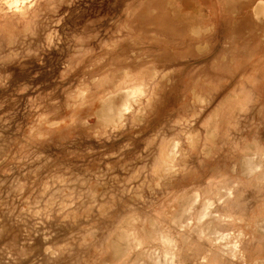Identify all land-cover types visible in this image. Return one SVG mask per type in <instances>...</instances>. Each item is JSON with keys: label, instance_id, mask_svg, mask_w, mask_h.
<instances>
[{"label": "rangeland", "instance_id": "obj_1", "mask_svg": "<svg viewBox=\"0 0 264 264\" xmlns=\"http://www.w3.org/2000/svg\"><path fill=\"white\" fill-rule=\"evenodd\" d=\"M11 1L0 264H264V0Z\"/></svg>", "mask_w": 264, "mask_h": 264}, {"label": "bare ground", "instance_id": "obj_2", "mask_svg": "<svg viewBox=\"0 0 264 264\" xmlns=\"http://www.w3.org/2000/svg\"><path fill=\"white\" fill-rule=\"evenodd\" d=\"M23 1V0H22ZM11 2H13V3H15L16 5H18L19 4V2H20V0H14V1H11ZM14 5V4H13ZM258 7H259V5H258ZM140 90V89H139ZM129 91V90H128ZM138 91V88L136 89L135 88V90L133 89L132 90V93H131V91H130V93L131 94H133V92H137ZM125 92H127V91H125ZM124 92V93H125ZM140 92V91H139ZM130 93L128 94H126L127 95V97H128V95H129V97L130 98H132L131 96H130ZM138 94V93H137ZM123 95V94H122ZM134 95H136V94H134ZM113 96V95H112ZM117 96V95H116ZM112 98V97H111ZM111 98H107V100L105 101V100H103V101H105L104 102V110H105V115H107L108 117H109V119L110 120H117V119H119V117L122 115V111H124L125 112V110H127V108H129L128 106H129V103H128V101L126 100V103H124L123 102V106L124 107H122L123 109H121V106L122 105H120V110L116 107V105H115V103H114V101H113V99H111ZM114 98V97H113ZM124 99V98H123ZM127 99H129V98H127ZM136 99V98H135ZM131 100V99H130ZM134 101V100H133ZM118 106V105H117ZM119 107V106H118ZM125 109V110H124ZM103 110V109H102ZM103 110V111H104ZM104 115V114H103ZM122 117V116H121ZM106 118V117H105ZM174 145V144H173ZM171 148H173V147H171ZM174 150V149H173ZM172 150V151H173ZM168 152H170V151H168ZM166 154V153H165ZM170 154H171V152H170ZM167 155V154H166ZM171 156H172V154H171ZM254 156H256V155H254ZM174 158V157H173ZM168 159V158H167ZM171 159V158H170ZM165 163V162H164ZM258 163V162H257ZM245 165H246V163H245ZM255 166H256V164H254V158H248V160H247V166H246V168H247V170H253L254 168H255ZM259 166V165H258ZM246 168H245V170H246ZM259 168V167H258ZM258 168H257V170H258ZM255 170H256V168H255ZM254 170V171H255ZM249 173V172H248ZM251 173V172H250ZM205 206L202 208L203 210L202 211H200V213H199V220L198 221H200V220H202L203 218H204V216L206 215V210H207V206H208V202L207 203H205L204 204ZM161 234V233H160ZM162 237V238H161ZM160 237V239H163V236H161ZM167 238H168V236H167ZM121 239V238H120ZM165 239V238H164ZM171 238L169 237V240H170ZM169 240L167 239V240H165V241H168L169 242ZM162 242V241H161ZM168 242H166L167 243V245L166 246H169L168 245ZM173 242V241H172ZM132 243V242H131ZM165 243V244H166ZM174 243V242H173ZM176 243V242H175ZM123 244V243H122ZM120 242H117V244H116V251L117 252H119V253H123L124 251H125V249H126V247L130 244L129 242L127 243V245H126V243H124L125 245H122ZM174 245V244H173ZM174 246H176V245H174ZM175 248V247H174ZM155 251V250H154ZM157 252V251H156ZM168 252V251H167ZM159 253V252H158ZM165 253V252H164ZM118 255V254H117ZM168 255H170V254H168ZM172 255V254H171ZM164 256H166V253L164 254ZM172 257V256H171ZM173 257H176V256H173ZM157 258H158V256H157ZM163 258V257H162ZM167 259V258H166ZM171 260V259H170ZM167 261V260H166ZM169 261V260H168ZM172 261V260H171ZM142 262V261H141ZM165 262V261H164ZM168 263H171V262H168ZM173 263V262H172ZM171 263V264H172ZM133 264V263H132ZM137 264H144V263H137ZM165 264H166V262H165ZM173 264H175V263H173Z\"/></svg>", "mask_w": 264, "mask_h": 264}]
</instances>
